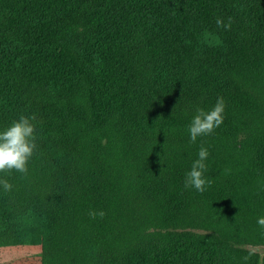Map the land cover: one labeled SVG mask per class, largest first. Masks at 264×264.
I'll return each instance as SVG.
<instances>
[{
    "label": "trees",
    "instance_id": "trees-1",
    "mask_svg": "<svg viewBox=\"0 0 264 264\" xmlns=\"http://www.w3.org/2000/svg\"><path fill=\"white\" fill-rule=\"evenodd\" d=\"M220 97L223 124L191 142L197 109ZM32 115L28 173H0L13 185L0 186V256L148 264L166 232L156 264H171L201 243L188 227L208 222L218 241H202L201 264L264 241V0H0V131ZM201 147L203 193L184 187ZM224 211L245 227L216 228Z\"/></svg>",
    "mask_w": 264,
    "mask_h": 264
},
{
    "label": "clouds",
    "instance_id": "clouds-1",
    "mask_svg": "<svg viewBox=\"0 0 264 264\" xmlns=\"http://www.w3.org/2000/svg\"><path fill=\"white\" fill-rule=\"evenodd\" d=\"M217 26L230 29L231 18L225 23L222 19H217ZM225 103L222 97L212 110L205 111L197 109V114L191 121L188 128L191 142H196L198 137L211 135L219 128L224 121ZM36 116H21L18 121H14L8 128L0 131V173L9 174L13 170L27 174L28 165L37 149V128L34 123ZM209 156L207 148L201 147L191 170L186 173L184 187L185 189L194 188L203 193L212 181L205 176L207 165L205 161ZM0 186L5 192H10L13 185L6 179H0ZM92 218L99 215L101 218L105 215L103 211L99 213L89 212ZM258 225L264 228V217L257 220ZM247 259V257H245Z\"/></svg>",
    "mask_w": 264,
    "mask_h": 264
},
{
    "label": "rangeland",
    "instance_id": "rangeland-1",
    "mask_svg": "<svg viewBox=\"0 0 264 264\" xmlns=\"http://www.w3.org/2000/svg\"><path fill=\"white\" fill-rule=\"evenodd\" d=\"M212 38V34H211ZM241 141L237 138L235 143L233 141V148L235 150L241 148ZM221 209H224V206H220ZM211 222L203 223L202 227H188V229L196 231L198 233V241L201 243H198L197 246H192L189 253H183V252H174V254L170 257L172 260L171 264H177V260L179 258L183 257V260L185 261V264H190L191 260H194L196 262H199L200 258L205 259L203 263L206 261L208 249H201V247H204V244H202V241L209 242L212 239L210 237H207L206 234H214V230L212 228H206L207 226H210ZM221 227L225 228L224 230H234V231H240L242 228L245 227V224H241L238 221L237 216L234 214L233 211H224L223 212V218H222V225L216 226V228ZM161 238V244L160 246L153 249L152 253L146 254L145 261L148 262V264H156L158 259H163L165 255H167L168 249H164V243L162 240H170L172 242L175 241V237L171 233L166 232H160L157 234ZM214 238V237H213ZM257 236L245 238L242 237L238 241L239 243H236V247H230L225 246V248L221 251L219 249V254L222 257V264H224V258L231 260L232 264H242L245 262L246 264H249V257L250 256H258L259 264H262L264 260V241L257 240V243H253ZM251 239V240H250ZM208 240V241H207ZM177 241V239H176ZM218 241V239H217ZM217 241H214L216 243ZM214 243H206L207 245H210V247H213ZM207 251V252H206ZM243 251V252H242ZM257 254V255H254ZM247 257V259H245ZM197 259V260H196ZM183 261V262H184ZM0 264H42V254L38 251H34L28 254H24L22 251L19 250H12L5 252V256H0ZM145 264V262H143ZM199 264H201L199 262Z\"/></svg>",
    "mask_w": 264,
    "mask_h": 264
}]
</instances>
